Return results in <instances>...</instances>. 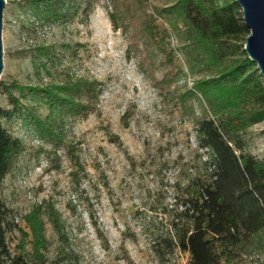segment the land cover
Returning a JSON list of instances; mask_svg holds the SVG:
<instances>
[{
    "label": "rangeland",
    "instance_id": "374dc122",
    "mask_svg": "<svg viewBox=\"0 0 264 264\" xmlns=\"http://www.w3.org/2000/svg\"><path fill=\"white\" fill-rule=\"evenodd\" d=\"M5 2L0 108L10 116L0 124L22 144L0 185L11 255L25 242L30 254L22 232L29 235L26 217L38 212L44 264H188L178 251L161 263L152 249L172 232V186L204 162L192 125L204 112L195 92L199 74L179 73L174 35L166 36L165 55L143 48L127 54L106 0L88 14L82 0ZM44 5L60 14L44 15ZM165 19H156L161 32L169 31ZM85 84L94 88L87 111H72L69 90ZM192 93L199 102L188 99ZM240 139L246 154L264 159V121ZM233 263L264 264L262 237Z\"/></svg>",
    "mask_w": 264,
    "mask_h": 264
},
{
    "label": "trees",
    "instance_id": "16d2710c",
    "mask_svg": "<svg viewBox=\"0 0 264 264\" xmlns=\"http://www.w3.org/2000/svg\"><path fill=\"white\" fill-rule=\"evenodd\" d=\"M99 1L82 0L86 13ZM106 1L113 29L127 39V54L143 48L165 55L170 33L183 58V64L177 63L179 73L186 69L188 75L199 74L195 92L203 98L204 112L192 119V125L204 162L200 172L172 186V232L152 244V249L161 263H166L161 259L165 255L178 251L188 255V264H234L236 255L253 240H264V159L246 154L240 139L250 126L264 121V80L243 51L249 32L241 9L234 0H150L153 6L147 0ZM45 6L44 15L60 14L56 7ZM154 16H164L169 31H159ZM69 91L76 99L72 111H87L93 86H71ZM190 98L199 102L193 93ZM8 116L0 108V120ZM21 148V141L0 124V185ZM46 214L57 232L53 213ZM8 216L9 210L0 201V264H44L41 250L47 241L38 212L26 217L29 235L22 232L23 237L30 236V254L24 250L25 242L18 255H11L6 243Z\"/></svg>",
    "mask_w": 264,
    "mask_h": 264
},
{
    "label": "water",
    "instance_id": "95a60500",
    "mask_svg": "<svg viewBox=\"0 0 264 264\" xmlns=\"http://www.w3.org/2000/svg\"><path fill=\"white\" fill-rule=\"evenodd\" d=\"M234 1L241 9L242 22L249 32L243 51L264 80V0ZM5 6V0H0V76L3 72L2 31Z\"/></svg>",
    "mask_w": 264,
    "mask_h": 264
}]
</instances>
